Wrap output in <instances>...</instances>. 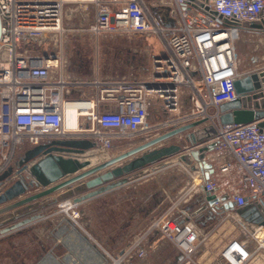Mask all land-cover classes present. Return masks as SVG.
I'll use <instances>...</instances> for the list:
<instances>
[{"label": "built area", "instance_id": "obj_1", "mask_svg": "<svg viewBox=\"0 0 264 264\" xmlns=\"http://www.w3.org/2000/svg\"><path fill=\"white\" fill-rule=\"evenodd\" d=\"M77 2L95 6L94 21L87 29L91 35L143 34L161 39L166 57L153 58L150 78L93 81L88 85L103 86L98 97L70 96V90L84 84L68 75L65 53L64 9ZM166 5L170 20L165 22L145 0H0V174L17 160L19 150L52 139L90 138L98 148L109 150L114 138L145 134L151 94L168 111L180 112L156 129L209 120L210 109L218 112L221 104L237 100L235 81L248 73L240 70L236 46L244 32L225 25L206 7L232 21L254 22L264 18V0H170ZM182 92L190 106L181 113ZM104 99H116L117 110L101 111L99 102ZM74 113L79 120L76 128L69 124ZM215 117L217 145L205 159L218 165L225 180L204 181L201 172L202 191L216 195L220 199L216 205L221 207L230 201L242 207L264 200L261 128L257 122L222 125L217 113ZM222 189L227 191L221 195ZM242 226L250 236L234 238L223 248L225 264H248L257 254H264V234ZM152 229L180 251V264H197L194 255L208 237L197 223L166 215L156 219ZM143 255L142 250L139 256Z\"/></svg>", "mask_w": 264, "mask_h": 264}, {"label": "water", "instance_id": "obj_2", "mask_svg": "<svg viewBox=\"0 0 264 264\" xmlns=\"http://www.w3.org/2000/svg\"><path fill=\"white\" fill-rule=\"evenodd\" d=\"M206 10L225 25L246 33L264 35V18L254 22H237L219 16L209 7ZM151 12L166 22V18L159 16L156 11L152 9ZM1 34L0 18V38ZM163 55L166 57L165 52ZM147 87L152 88L151 83H147ZM235 90L237 100L219 106L217 116L220 124L257 122L264 134V66L238 78ZM207 121L204 118L174 127L96 165L84 157L98 148L97 142L90 138L52 139L28 147L21 157L0 174V236L19 232L40 220L46 208L59 204L61 200L75 195L76 203L93 199L144 175L143 170L148 167L156 164L167 166L170 162L166 161L174 157L187 166H193L195 161L204 174V180L208 181L214 168L205 158L217 145L214 141L217 130L213 125L204 127ZM177 136H182L181 141L166 144ZM186 144L188 147H185ZM157 179L172 201L180 198L193 181L178 167L157 175ZM166 179L171 180L166 182ZM173 183L177 186H172ZM61 191L64 192L60 197L53 196ZM207 201L217 213L229 210L250 225L264 226L262 199L260 202L249 201L242 207H236L230 201L221 207L216 205L220 199L207 193Z\"/></svg>", "mask_w": 264, "mask_h": 264}, {"label": "crops", "instance_id": "obj_3", "mask_svg": "<svg viewBox=\"0 0 264 264\" xmlns=\"http://www.w3.org/2000/svg\"><path fill=\"white\" fill-rule=\"evenodd\" d=\"M158 4L162 3L159 2ZM155 10L159 16L164 18L166 17L167 21L170 20V13L167 7L159 5L156 6ZM126 36L127 38H132V36H135L148 40L149 45L147 44L146 47L150 57L152 56V58H155L158 55H163V51L161 52V50L156 47L157 45H155L154 49L150 48L153 42L151 39L155 38L154 36L135 34L101 35L96 37L91 34L77 33L73 34L72 38H76L77 41L82 40V38H86L87 40L96 44L98 48L100 47L101 43L105 42L106 40H114ZM243 36L254 37L258 35L244 32ZM260 36L263 37L262 40H260V45L264 46V35L262 34ZM70 38V35H66L65 37V53L68 60L67 73L70 77L84 82L83 85L75 87L73 90L69 91V94L72 97H98V94L101 92L103 86L96 87L88 85L89 82L99 81L100 83H104L105 81L146 80L152 76L151 71L149 77L147 78L143 76L137 77L136 75L143 71V68L142 70L137 68L136 72L133 64L131 66V71L128 74H112L101 72L98 61L97 64L94 63V66H96L93 69L87 70L84 68V61H82L80 58L79 61H75L72 57H70L69 52L67 51L69 43L72 42ZM254 59H256V57ZM256 60L258 61V59ZM261 66H264V57L261 60ZM180 98L183 105L181 111L182 113L189 108L190 102L188 96L184 92L180 94ZM117 107L118 101L116 99H104L99 102V109L101 111H115L117 110ZM148 107L149 130L145 132V134H140L134 137L114 138L112 140V147L109 150H104L101 147L97 148L95 151H98L101 154V159L103 158L102 154H106V156L100 160L98 164L160 135L161 133L159 132L161 130L156 129L162 124L159 121H165L162 119L163 117L170 118L172 115L174 119L180 113L165 109L163 101L155 94H151L149 97ZM152 116H154L153 120ZM85 132L86 131H81L79 133L83 134ZM80 137L86 136L80 135ZM181 139L182 136H177L169 140L166 144L168 145L171 143H177L178 141H181ZM90 153L91 152H88L84 157ZM166 162H170V164L165 167H161L162 164H156L148 167L143 170L144 175L139 176L136 179L129 181L127 184L115 188L114 190L97 196L93 199L76 203L74 199L77 197V195L66 198L67 200L61 203L57 212V214H64L66 216L64 218L65 225H61V223H54L52 226L53 230L51 231L52 235H55L54 233H56L59 238H61V235H67L66 239L63 238V246L67 247L69 253L71 254V251L78 247L76 245L74 247L70 245L71 242L69 240V233L72 230V222L70 221L71 216L69 214L73 213L74 210H79L80 213L84 215L87 213V211H89L90 208L93 210L97 209L98 211H103L105 213L109 211L113 216L116 214L120 215V212H122L126 215V217H120V220L117 222H109L108 219L103 220V224H105L106 227L110 226L109 228L111 231L109 230L110 232L107 234V236H99L102 237V241L98 238L96 241L92 242V244H95V252H91V254L95 256L94 264H118L121 261L127 263L130 262L133 264H180L182 260V254L180 251L170 241L163 238L160 232L152 229L153 222L159 217L174 215L177 219L193 221L202 228L203 232H208L207 239L202 242L194 255V260L197 264H225L221 257L223 248L228 245L232 239L241 237V234L232 237L231 232H228V228L226 227H230L234 224L235 228L243 229L242 225L245 224L246 227H248L250 230H253L252 232H255L257 231L258 226L250 225L244 222L231 211L217 213L208 204L207 193L201 189L200 177L202 176L199 175L201 171L199 170L195 161L193 162V166H187L183 162H179L177 157L171 158ZM176 167L183 169L187 175L193 179V181L188 190L180 198H178L176 201H172L166 189L157 179V175H160L165 171L172 170ZM213 168L214 173L210 175V180L223 183L225 179L221 178L218 171V165L213 163ZM170 180L171 179H166V182H170ZM172 186L177 185L173 183ZM222 191L227 190L222 189L220 194L223 193ZM123 205H128V209L126 210L127 213L124 212L125 209ZM53 216L54 215L47 217L44 216L36 222H55L53 219L50 220ZM63 228L66 229L64 230ZM62 229L64 231H62ZM67 232L69 233L67 234ZM21 233L22 232L19 231L7 236H0V240L5 237L10 238ZM77 233L80 236L87 238L85 241L79 239L81 242V250H79V264H88V259L84 257V255L87 254L86 252H90V249H87L86 245V243L90 241L89 237L81 234L79 230ZM215 238L219 239L220 249L217 251L215 246H213ZM142 250L144 251V255L139 256V252ZM53 251L54 250H51V252ZM51 252L43 255L37 264H71V260L68 258L69 254H65L60 259H57V256L53 255ZM51 256H53V258H51ZM248 264L261 263L257 259H253Z\"/></svg>", "mask_w": 264, "mask_h": 264}, {"label": "rangeland", "instance_id": "obj_4", "mask_svg": "<svg viewBox=\"0 0 264 264\" xmlns=\"http://www.w3.org/2000/svg\"><path fill=\"white\" fill-rule=\"evenodd\" d=\"M145 2L149 6L150 10L153 9L154 11H156V6L159 5L168 8L169 6L166 4H169L170 0H145ZM159 2L162 4H158ZM94 18L95 6L91 3L84 4L77 2L69 3L65 6L64 26L67 29V35H70V39L72 40V42H70L67 47V51L69 52L70 57H72L75 61H79V58L84 61V68H86L87 70L93 69L96 66H94V63L97 64L98 61L100 64L99 66L101 72L112 74H128L131 71V66L133 64L136 72L137 68L141 70L143 68V71L139 72L138 75H136L137 77H149V74L151 73L153 68V58L152 56H149L147 51L148 49L146 46L148 44V40L135 36H132V38H127L126 36L114 40H106L105 42L101 43L100 47L97 48L96 44H94L92 41L87 40L86 38H82V40L78 41L76 38H72V35L77 33L90 34L87 29L94 21ZM241 35L239 38V35L235 36L236 38H238L236 39V46L239 53V58L241 59L240 70L244 72H250L260 69L262 67L261 60L264 57V46L260 45V40H262L263 37L260 35H258L259 37H246L243 36V33H241ZM154 37L155 38L151 39L153 42L150 48L154 49L155 45H157L156 47H158L161 52H164L165 47L163 42L161 41V39H159V37ZM255 57L256 59H258V61L254 59ZM216 113L217 111L214 108L209 110V115L212 116V118L203 125L204 127L210 125H213L215 127V125L218 124V119L217 117H215ZM172 116H170V118L163 117L162 119L165 121L159 122L165 123L168 120L173 119ZM153 119L154 116H152V120ZM170 129L171 127H161L159 128V130H161L159 133L162 134ZM27 148L19 150V152L17 153V159L21 157V155ZM96 155L99 156L101 154L98 152ZM102 156L105 157L106 154H102ZM100 160L98 162H100ZM98 162L96 164H98ZM63 192L56 193L53 196L60 197ZM66 200L67 199L61 200L59 204L52 205L51 207L45 209L43 215L45 217L54 215L50 220L53 219L55 220V222L47 221V223H32L23 228L20 231L22 232L21 234L10 238L5 237L1 239L0 264H37V262L41 260L42 256L48 254L49 252H51V250H54L51 253L53 255H56L57 259H60L65 254H69L71 264H79V250H81V242L79 241V239L82 241H85V239L80 238L81 236L76 232V228L80 231L81 234L89 237L90 241L86 243V245L87 249H90V252H86L87 254H85L84 257L88 259V264H94L95 256L91 254V252H95V244H92V242L96 241V239L98 238L102 241V237L99 236H107V234L111 231L109 228L110 226L106 227L105 224H103V220L108 219L109 222H117L120 220V217H126V215L120 212V215L116 214L113 216L109 211L105 213L103 211H98L97 209L93 210L92 208H90L86 214L82 215L79 210H74L76 212H79L80 215L78 218H76V216H73L72 213L69 214L71 216L70 221L72 222V230L70 233L67 232V234L69 233L70 235V245L72 247L76 245L78 248H74L70 254L67 247L63 246V238L66 239L67 235H61V238H59L56 233H54L55 235H52L51 233L54 223H61V225H65L64 218L66 216L64 214V216L61 214H57V212L61 203L65 202ZM123 206L125 209L124 212L127 213L126 210L128 209V205ZM226 228H228V232H231L232 237L240 234L241 237L244 238L250 236V234L248 232H245V230L235 228L234 224ZM63 229L65 230L66 228ZM63 229L62 231H64ZM251 243L253 244L254 242ZM213 246H215L216 251L220 249L218 238H215ZM254 259H257L261 264H264L263 253L257 254Z\"/></svg>", "mask_w": 264, "mask_h": 264}, {"label": "bare ground", "instance_id": "obj_5", "mask_svg": "<svg viewBox=\"0 0 264 264\" xmlns=\"http://www.w3.org/2000/svg\"><path fill=\"white\" fill-rule=\"evenodd\" d=\"M236 35H238V34H235L234 35V37L236 36ZM73 118H72V120L69 122V124H70V126L71 127H73V128H76L77 126H78V124H79V120H78V117H77V114H73V116H72ZM98 153V151H95V152H91L90 154H88L87 156H86V158L87 159H90L91 160V162L93 163V164H96L101 158H100V155L98 156V155H96ZM104 155H105V153H104ZM103 157V156H102ZM104 158V157H103ZM102 158V159H103ZM110 159V158H109ZM108 160V159H107ZM228 220V219H227ZM76 230V232L78 231L77 230V228L75 229ZM257 231H258V233L259 232H262L263 234H264V226L263 227H260V226H258L257 227ZM82 238V237H81Z\"/></svg>", "mask_w": 264, "mask_h": 264}]
</instances>
